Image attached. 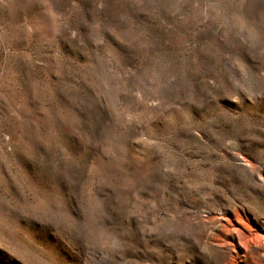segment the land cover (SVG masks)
Listing matches in <instances>:
<instances>
[{
	"label": "rangeland",
	"instance_id": "obj_1",
	"mask_svg": "<svg viewBox=\"0 0 264 264\" xmlns=\"http://www.w3.org/2000/svg\"><path fill=\"white\" fill-rule=\"evenodd\" d=\"M263 253L264 3L0 0V264Z\"/></svg>",
	"mask_w": 264,
	"mask_h": 264
},
{
	"label": "bare ground",
	"instance_id": "obj_2",
	"mask_svg": "<svg viewBox=\"0 0 264 264\" xmlns=\"http://www.w3.org/2000/svg\"><path fill=\"white\" fill-rule=\"evenodd\" d=\"M248 244H249V243H248ZM248 244H247V242H245V243L242 245L243 248L246 249V251H247V249L252 250L253 246H255V248H256V245H252V246H251L250 244H249V245H248ZM255 250H256V249H255ZM246 251H245V252H246ZM263 254H264V253H263ZM242 256H243V255H242Z\"/></svg>",
	"mask_w": 264,
	"mask_h": 264
},
{
	"label": "snow or ice",
	"instance_id": "obj_3",
	"mask_svg": "<svg viewBox=\"0 0 264 264\" xmlns=\"http://www.w3.org/2000/svg\"><path fill=\"white\" fill-rule=\"evenodd\" d=\"M261 3H264V0H260ZM246 0H239L241 6H245Z\"/></svg>",
	"mask_w": 264,
	"mask_h": 264
}]
</instances>
